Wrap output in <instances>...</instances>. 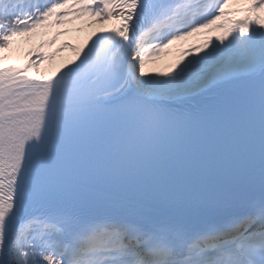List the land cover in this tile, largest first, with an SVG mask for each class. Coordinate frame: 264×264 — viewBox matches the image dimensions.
Instances as JSON below:
<instances>
[{
    "label": "snow or ice",
    "instance_id": "snow-or-ice-1",
    "mask_svg": "<svg viewBox=\"0 0 264 264\" xmlns=\"http://www.w3.org/2000/svg\"><path fill=\"white\" fill-rule=\"evenodd\" d=\"M0 264H264V0H0Z\"/></svg>",
    "mask_w": 264,
    "mask_h": 264
},
{
    "label": "rangeland",
    "instance_id": "rangeland-1",
    "mask_svg": "<svg viewBox=\"0 0 264 264\" xmlns=\"http://www.w3.org/2000/svg\"><path fill=\"white\" fill-rule=\"evenodd\" d=\"M78 24L83 29V31H80V32H77L76 31V32H74L75 34L74 35L72 34V36L69 37V41L71 43H74L75 40H76V42H78V40L76 39L77 37H79L80 40H81L84 35H86L88 32H91L93 30V27H98L99 26V25L89 26L88 24L83 23L81 21H79ZM49 32L50 31H46V32H41L40 35L39 34L38 35H34L32 37V39H31V41L30 42H27V43L24 42V38H20L19 41H18V43H19V45H20V47L22 49H27L29 47H36L41 41H43L44 42V47L41 49V50H43V49L46 48L45 46L47 45V42L49 40V38H48ZM70 52H71V49H69L68 51L65 50V55L64 56L70 55ZM21 56H22V54H21ZM66 59H63V60L60 59L58 61H56L54 59V61L46 62L45 67L46 68H50L52 66L58 65L62 61L66 60ZM176 59H177V57L172 56V58L170 59V63L172 64ZM159 65H161V64H159ZM159 65L153 66L152 68H155L156 69ZM168 66H169V64H168Z\"/></svg>",
    "mask_w": 264,
    "mask_h": 264
},
{
    "label": "bare ground",
    "instance_id": "bare-ground-1",
    "mask_svg": "<svg viewBox=\"0 0 264 264\" xmlns=\"http://www.w3.org/2000/svg\"><path fill=\"white\" fill-rule=\"evenodd\" d=\"M23 57H21V59H22Z\"/></svg>",
    "mask_w": 264,
    "mask_h": 264
}]
</instances>
